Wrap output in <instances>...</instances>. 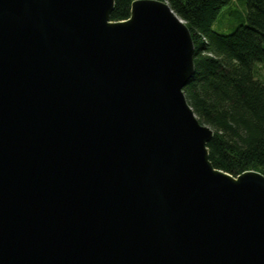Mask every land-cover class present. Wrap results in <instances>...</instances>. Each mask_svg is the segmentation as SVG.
Returning <instances> with one entry per match:
<instances>
[{
  "label": "water",
  "instance_id": "obj_1",
  "mask_svg": "<svg viewBox=\"0 0 264 264\" xmlns=\"http://www.w3.org/2000/svg\"><path fill=\"white\" fill-rule=\"evenodd\" d=\"M0 0V264H264V176L213 168L159 0Z\"/></svg>",
  "mask_w": 264,
  "mask_h": 264
},
{
  "label": "trees",
  "instance_id": "obj_2",
  "mask_svg": "<svg viewBox=\"0 0 264 264\" xmlns=\"http://www.w3.org/2000/svg\"><path fill=\"white\" fill-rule=\"evenodd\" d=\"M135 1L115 0L110 20H128ZM159 1L192 37L194 75L184 96L199 123L213 131L207 144L213 168L233 177L248 171L264 176V82L256 70L264 65V0H238L246 18L229 34L213 27L221 26V12L233 0Z\"/></svg>",
  "mask_w": 264,
  "mask_h": 264
},
{
  "label": "rangeland",
  "instance_id": "obj_3",
  "mask_svg": "<svg viewBox=\"0 0 264 264\" xmlns=\"http://www.w3.org/2000/svg\"><path fill=\"white\" fill-rule=\"evenodd\" d=\"M245 14L246 13L242 9L240 2L238 0H233L231 4L225 7L221 12V15L219 17V20H222L221 26H219V22H217L214 25L213 30L220 34H229L238 24L242 23L245 20ZM224 21L225 24L223 26L222 23ZM256 70L259 80L264 82V65H257Z\"/></svg>",
  "mask_w": 264,
  "mask_h": 264
}]
</instances>
